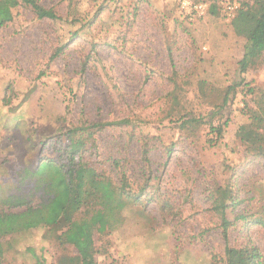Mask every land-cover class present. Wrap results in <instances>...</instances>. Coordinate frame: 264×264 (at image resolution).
Masks as SVG:
<instances>
[{"label": "rangeland", "instance_id": "rangeland-1", "mask_svg": "<svg viewBox=\"0 0 264 264\" xmlns=\"http://www.w3.org/2000/svg\"><path fill=\"white\" fill-rule=\"evenodd\" d=\"M207 1L218 6L198 22L181 19L178 0H40L57 20L13 9L0 28V212L53 196L52 167L35 171L69 164L76 129V162L111 181L123 203L112 204L113 228L95 232L98 264H227V247L249 263L257 248L264 264V128L254 141L237 134L264 105V56L239 74L243 38L224 0ZM61 233L41 225L5 236L0 264L35 255L57 264L76 253Z\"/></svg>", "mask_w": 264, "mask_h": 264}, {"label": "trees", "instance_id": "trees-1", "mask_svg": "<svg viewBox=\"0 0 264 264\" xmlns=\"http://www.w3.org/2000/svg\"><path fill=\"white\" fill-rule=\"evenodd\" d=\"M207 1V0H197ZM209 2V1H207ZM21 3L30 6L38 18L61 19L54 9L46 8L40 4V0H0V28L13 20V9ZM210 8L206 15L190 20L180 8L178 0V11L181 19L186 22H198L206 20L214 14L216 2H209ZM236 34L243 38V47L238 57L239 74H244L249 68L254 67L264 56V0H253V2L241 3L234 18L230 20ZM62 48L56 50L52 59L57 57ZM244 81L240 79L229 86L228 92L234 91ZM252 90V91H251ZM253 92V87L249 89ZM264 96V89L258 88ZM257 111L249 113V122L242 124L237 131L241 141H254L260 135V129L264 128V105L259 106ZM193 120V119H192ZM195 120V119H194ZM127 121L95 123L99 129L105 126L122 124ZM223 127H211L218 136L222 135ZM69 152L70 162L66 165H56L52 160L42 162L35 171L37 174L43 173L47 167H52L50 187L54 188L53 196L37 207H28L18 212H0V258L5 252L2 239L12 233L28 230L41 225H54L62 230L60 239L63 243L72 245L76 253L72 255H62L58 258L57 264H98L96 260L97 248L95 245V232L105 233L107 229L113 228L110 224L109 214L113 211L112 204L116 202L118 206L123 203L120 195L111 181L101 178L94 169L83 167L76 162L77 152L83 144L81 140L74 139L72 135L77 132L71 130ZM72 134V135H71ZM171 150H168V155ZM144 159L149 161L148 149L143 151ZM222 202V201H221ZM222 216L223 236L228 241V229L231 225L226 214V203H219ZM85 210V211H84ZM84 212V213H83ZM255 254L249 255L248 262L238 259L235 256H244V250L237 252L238 255L231 256L232 250L227 247V264H261V255L258 249H254ZM34 264H46L44 257L35 255Z\"/></svg>", "mask_w": 264, "mask_h": 264}, {"label": "built area", "instance_id": "built-area-1", "mask_svg": "<svg viewBox=\"0 0 264 264\" xmlns=\"http://www.w3.org/2000/svg\"><path fill=\"white\" fill-rule=\"evenodd\" d=\"M239 6L238 0H224L222 2V12L225 20L230 21L234 18ZM180 8L190 20H193L206 15L210 8V3L207 1L180 0Z\"/></svg>", "mask_w": 264, "mask_h": 264}]
</instances>
